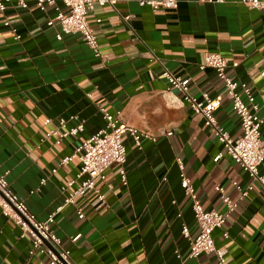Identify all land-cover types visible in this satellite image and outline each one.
I'll list each match as a JSON object with an SVG mask.
<instances>
[{"label":"crops","instance_id":"0c3cea01","mask_svg":"<svg viewBox=\"0 0 264 264\" xmlns=\"http://www.w3.org/2000/svg\"><path fill=\"white\" fill-rule=\"evenodd\" d=\"M115 1L87 15L99 57L79 34L63 33L56 21L48 26L56 16L52 7L39 9L30 0L25 9L9 4L0 12V176L39 221L52 217L51 230L74 264H213L209 254L187 258L181 227L192 237L197 227L180 187L179 159L204 210H225L216 185L236 204L224 228L212 234L226 263L264 264V189L254 183L239 199L233 183L245 187L248 175L228 156L217 158L222 145L201 116L163 99L167 83L152 60L188 79L196 99L207 94L217 123L236 139L241 127L223 82L214 70L199 69L205 53L223 57L227 75L245 85L259 106L264 145V9H248L240 0H178L175 10L157 12L137 0ZM120 15L130 16L128 23ZM239 96L247 101L241 90ZM97 105L140 133V146L129 134L122 137L126 184L113 164L104 182L95 181L102 201L86 193L65 204L80 183L81 165L77 159L59 163L105 126ZM60 118L68 127L82 121L83 132L60 143L45 139ZM259 173L264 177V161ZM69 181L73 187L62 193ZM30 250L29 239L20 238L0 211V264H50Z\"/></svg>","mask_w":264,"mask_h":264},{"label":"built area","instance_id":"2783aa9c","mask_svg":"<svg viewBox=\"0 0 264 264\" xmlns=\"http://www.w3.org/2000/svg\"><path fill=\"white\" fill-rule=\"evenodd\" d=\"M28 1L30 0H0V12L3 13L9 4H14L25 9L28 6ZM34 1L39 9L52 7L56 12L55 18L48 21V26L53 25V22L56 21L63 33L79 34L83 43L93 51L94 56H100L97 37L88 22L87 15L96 6L114 7L115 0ZM137 1L139 5L148 6L157 12L175 10L178 6V0ZM215 2H223V0H215ZM239 2L248 9H264V0H240ZM120 18L126 24L130 16L120 15ZM96 23L99 24L100 19H97ZM4 25L9 26L7 21L4 22ZM12 32L14 33V39L16 41L20 40V36L16 33V30L12 29ZM58 39H60L59 36ZM152 60L159 64L161 76L167 83V87L161 94L163 99L169 105L175 107L188 106L194 114L201 116L204 126L222 145V151L218 153L217 158L220 159L223 156H228L248 175L251 182L245 187H241L236 182L233 183V186L239 193V199H244L253 190L254 183H258L264 189V177L259 173V169L264 161V145L261 141L263 120L258 116L259 106L255 102L251 91L245 85H240L233 77L227 75V61L219 54L205 53L199 69L210 68L214 70L216 76L223 82V91L231 102V106L238 116L241 127V135L236 139H232L229 133L217 123L211 108L213 100L207 94H203L201 100L196 99L189 93L188 79H184L169 71L164 67L159 58L153 56ZM236 65L235 63L232 64L233 67ZM260 75L264 76V70ZM239 90L245 94L246 102L241 100ZM97 108L102 114L105 126L90 138L82 141L70 155L60 160V166L68 165L76 159L81 165L76 175V179L80 183L68 193L64 201L65 204L72 203L77 196H83L86 193H91L99 201H102L103 195L95 187V181L100 180L104 182L105 173L113 164L120 167L121 181L126 184L124 171L126 148L122 143V137L125 134H129L135 146H140V133L133 128L122 125L118 116L110 115L99 105H97ZM71 119L77 120V117H72ZM45 123H51V120L46 119ZM67 123L66 119H58L55 128L46 132L45 139H54L56 143H60L63 139L77 136L84 130L82 121L71 127H68ZM145 137L150 138L148 135H145ZM176 164L179 170L180 187L190 203L197 227V234L194 237L191 236L186 225L183 224L181 227V234L189 244L187 258H197L202 254H209L214 257L213 264H227L222 251L215 245L212 234L215 230L224 228L228 217L235 211L236 204L225 195L220 185H216L215 190L224 203L225 210L222 213L204 210L195 189L184 173L183 163L177 159ZM45 181V179H41L40 185H44ZM73 184L74 181L67 182L64 186L60 187V191L65 193L73 187ZM108 186L109 188L111 187L110 185ZM36 191H39V188ZM0 211L3 216L10 219L18 227L20 238L29 239L31 243L29 255L38 252L46 255L50 260V264H74L71 261L69 251L62 248L60 239L51 230L52 217L46 221H39L28 211L24 202L9 190L2 176H0ZM179 216L180 214L177 215V217ZM79 218H82L81 214H79ZM223 236L224 238H228V233L224 232ZM75 239L77 237L73 240Z\"/></svg>","mask_w":264,"mask_h":264}]
</instances>
